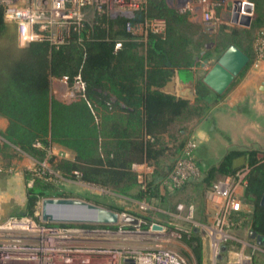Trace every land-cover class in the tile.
<instances>
[{"label": "trees", "instance_id": "1", "mask_svg": "<svg viewBox=\"0 0 264 264\" xmlns=\"http://www.w3.org/2000/svg\"><path fill=\"white\" fill-rule=\"evenodd\" d=\"M256 2V11L261 16L262 2ZM4 13L5 7L0 3V116L9 123L3 133L6 142L0 143V149L12 145L40 161L48 159L66 178L77 177L136 200L157 199L158 206L170 212L176 208L174 198L189 186L190 199L201 202L203 192L219 181L220 175L234 174L238 170L233 168L234 159L245 155L250 172L244 197L254 207L249 230L264 236L261 203L264 159L258 157L260 151H230L219 163L207 168H202L196 159L202 171L199 178L180 186L167 185L165 193L161 191L192 138V121L200 118L209 102L223 97L203 80L196 82V96L192 100L166 90L176 68L191 67L196 61L198 47L190 34L195 25L185 14L170 6L168 0H149L146 9L136 13L134 21L165 18V34H150L144 41L126 31L125 17L98 15L80 30H72L64 44L55 46L40 41L21 46L17 24L6 22ZM237 33L221 35L216 48L204 58L217 61L230 45L236 44L251 57L243 73L252 63L254 47L244 48ZM118 42L122 43L120 47ZM77 76L84 81L85 90L75 91V96L68 101L57 98L54 81L67 78L74 86ZM201 103L206 106H200ZM53 144L74 151L75 160L48 156ZM143 161L156 165L145 188L130 171L133 163ZM25 176L27 184L32 182L27 186L25 215L34 216L38 202L46 197H74L56 176L40 166ZM83 199L118 212L126 211L89 196ZM136 215L148 222L146 227L158 222L156 216H164L167 223L162 213L150 211ZM249 218L245 212L234 213L239 228ZM255 264H264V260L258 259Z\"/></svg>", "mask_w": 264, "mask_h": 264}, {"label": "built area", "instance_id": "2", "mask_svg": "<svg viewBox=\"0 0 264 264\" xmlns=\"http://www.w3.org/2000/svg\"><path fill=\"white\" fill-rule=\"evenodd\" d=\"M174 1L184 10L192 7L202 10L203 19L206 20L207 17L210 21L212 20L209 16V0ZM148 2L149 0H0L5 11L9 9L14 12L27 10L36 21L23 41L20 37L19 24L17 21H12L17 24L18 42L21 46L40 41H48L55 46L64 44L72 30H80L98 15L112 18L125 17L126 31L139 36L144 41L150 34H165L167 30L165 18L146 17L143 21H134L136 13L146 9ZM247 3L252 2L243 0L240 13L252 14L244 10ZM18 19H23V17ZM213 23L215 22H212V25H215ZM254 40L253 62L254 66H258L264 62V27L258 31ZM121 45V42L117 43V47ZM57 80L67 87L63 98L69 96L70 100L75 96V91L85 90V83L81 76L75 78L73 87L70 86L67 78L55 81ZM71 88L74 90H70ZM59 92H63L62 89ZM2 142L6 140L0 135V143ZM197 146L195 139L187 142L182 156L178 158L165 180L167 185L180 186L202 175L195 157ZM133 166L140 169L144 168L145 164H134ZM147 166L152 172L153 167ZM75 173L79 174L77 171ZM247 173V167L239 168L234 174L219 179L208 191L206 201L207 208L211 209L212 221L210 225L201 223L200 229L206 230L210 236L213 264H219L224 259L223 252L226 251L228 243L233 241H239L243 243V246L239 252H235L234 256H228L227 264H253L252 256L246 254L245 247L246 244L251 245L250 242L257 243L250 238L247 243L239 240L231 231L233 226L238 225L235 222L234 213L243 212L242 197L243 189L247 184ZM146 181L142 180L144 188ZM179 208H182V205H179ZM189 211L192 216L193 205L190 206ZM153 224L159 223L154 222ZM153 224L149 231L150 234L155 236L167 234L164 225L161 229H154ZM93 225L96 226L45 222L41 214L11 217L0 223V264H189L178 251L162 244L141 250L132 246H93L91 244L108 242L118 234L128 233L134 235L133 238H135L141 233L140 230H136L139 226L135 225L125 229L120 226L118 230H114L112 225L104 227L98 224ZM223 247L225 250L222 249Z\"/></svg>", "mask_w": 264, "mask_h": 264}, {"label": "rangeland", "instance_id": "3", "mask_svg": "<svg viewBox=\"0 0 264 264\" xmlns=\"http://www.w3.org/2000/svg\"><path fill=\"white\" fill-rule=\"evenodd\" d=\"M234 1L236 0H209V16L212 18V20L210 21L207 17L206 20L203 19L202 10H197V8L195 7H192L191 9L186 8L184 10V8H181L174 0H168L170 6L176 8L179 13L185 14L188 18V21H191L195 25L192 26L190 34L193 39L194 45L198 47V50L196 51V61L194 63L196 82L203 80V77L207 73L209 68L216 62L215 61L214 63H212V59H209L212 64H206V70L200 71V61L205 59L204 55L207 52L216 48V44L218 43L221 35L225 33L232 34L234 31H237V34L239 35L244 48L249 49L250 47V49H253L256 34L262 27H264V0H261L263 5V9L260 13L261 16L258 15V12L256 11V0H253L255 3L250 1L254 4V11L252 13V22L250 26H243L241 24L232 22L233 5H230V3H234ZM212 22H215L213 23L215 25H212ZM251 65L254 67V62H252ZM185 74L186 71H183V77L185 76ZM242 78L243 77L239 79L238 83H240ZM53 86L54 94L57 98L65 101L69 100V96L64 98L62 97L67 92V87L65 85L58 82L57 80L55 81ZM70 86L73 85L70 84ZM60 89H62L63 92H59ZM70 90L73 91L74 89L71 88ZM196 122L197 119L194 118L190 126L191 131L192 129H194V125ZM190 139L194 138L192 137ZM10 150L8 149L7 151H3V153H1L2 157L0 158V223L7 221L11 217L22 216L27 213V186H29L31 182L27 184L25 174L30 170L35 171L37 167L40 166L49 174L56 176L59 179L61 185H63L67 189V191H70V193L74 197L83 199L86 196H89L95 200L97 199L103 202L106 205L124 208L126 211L119 212L122 215H145L150 213V211H153L156 213H162L167 217V223L164 222V216L155 217V220L158 221L155 223H159L166 227L167 234H164L162 236H155L153 234H150L149 231L151 229V224L146 227L148 222H145L144 219L135 215L142 221L140 222L139 228H136V230H140L141 233H139L135 238H133L134 235L128 233L122 235L118 234L116 236H113V239L109 240L108 242L102 241L96 243L97 245H91H114L119 247L132 246L141 250L143 248L153 247L156 244H162L178 251L187 259L189 264H213L212 251L210 247V236L206 230L200 229L201 223L207 225L211 224V209L207 208V216L200 217V210H198L197 202L190 199L191 186L187 187L186 190L181 191L174 198V200L176 201L175 211L169 212L158 206L157 199H153L150 202L146 199L136 200L130 196L115 192L112 188H104L99 185L89 184L77 177L66 178L54 168L53 164L48 162V159L45 158L44 160L40 161L37 157L31 156L24 151H18L17 148L14 147H12L11 151ZM214 152H217V154L214 156V161L217 164L223 158V152L225 151ZM50 155L54 156L55 154L50 153L49 149L48 156ZM258 157L264 159V150L260 151ZM151 164V162H148L147 164H145L144 168L140 169H136L134 168V166H131L130 168V171L136 175L137 181L141 185L142 180H147V178H149L155 172L154 171L151 173L149 171L147 165ZM242 167L248 168V176L250 167L247 164V159ZM222 176L223 175H220L218 177V180L221 179ZM247 176L246 181L248 184ZM247 184L243 189L242 204L247 205L245 213L247 215H250L249 221L243 228H239L238 225H235L231 229L232 234L236 238H238L239 240H243L246 243L249 240L247 230L250 229V222L254 210L253 204L247 201L244 197ZM179 205H182V208H179ZM191 205L194 206V212L192 216L190 215L189 211ZM34 212L35 215L41 214V201L38 202L37 206L34 209ZM125 225L128 224L121 222L112 226H118L117 228H113L114 230H118L120 226H122L123 229L127 228V226ZM154 239H156V241ZM242 244L243 243L239 241L228 243V245L226 246V251L223 252L224 259H222L219 264H227L228 256H234L235 252H239V250L243 246ZM250 244L251 245L246 244L245 251L246 254H251L252 263L255 264V261H258V259L264 260L263 246L255 244L253 242H250Z\"/></svg>", "mask_w": 264, "mask_h": 264}, {"label": "crops", "instance_id": "4", "mask_svg": "<svg viewBox=\"0 0 264 264\" xmlns=\"http://www.w3.org/2000/svg\"><path fill=\"white\" fill-rule=\"evenodd\" d=\"M211 59L212 63L216 61L215 58ZM204 60L200 61V71L207 68L206 64L208 63H205ZM209 63H211L210 60ZM249 67L222 94L221 100L212 101L207 104L206 110L197 119L194 129H192V137L198 144L195 150V157L201 163L202 168L216 164L214 156L217 152L214 151H225L223 152L224 157L230 151L264 150V62H261L258 66L253 67L251 65ZM183 71H186L184 77ZM192 77L195 79L194 91L191 90ZM241 77L243 78L238 83ZM195 85L196 75L194 65L191 67H181L174 70V77L167 85L166 90L177 96L192 100L196 96ZM192 92L193 95L190 96ZM200 106L206 105L201 103ZM8 124V120L0 116V135L3 136ZM11 146L0 149V158L3 151L12 150L14 146ZM50 153L55 154L54 156L56 157L61 156L60 158L72 161L76 157L74 151L58 144L52 145ZM147 163V161L135 162L132 166L134 164ZM150 166L153 167L152 172H154L156 165L152 163ZM166 187L167 184L164 182L161 186L162 193H165ZM209 190L210 188H207L203 192V197L200 199L201 202H197L200 217L207 216L208 214L206 200ZM200 203H202V206ZM246 209L247 205H243V212H246ZM248 233L249 229L247 230Z\"/></svg>", "mask_w": 264, "mask_h": 264}, {"label": "water", "instance_id": "5", "mask_svg": "<svg viewBox=\"0 0 264 264\" xmlns=\"http://www.w3.org/2000/svg\"><path fill=\"white\" fill-rule=\"evenodd\" d=\"M243 0H236L233 5L232 22L243 26H250L252 14L240 13ZM254 4L247 3L244 10L253 13ZM251 57L236 44L230 45L209 68L203 77V82L215 93L224 94L234 83L236 78L250 63ZM205 63L209 60L205 59ZM194 77L191 78V90L194 91ZM193 92L190 93V96ZM246 162V156L234 159L233 168L238 169ZM264 206V196L261 201ZM41 218L45 222L67 224H98L116 225L119 223L140 225V219L131 214H120L118 211L96 204L78 197H46L41 202ZM154 229H161L162 225L153 224ZM248 237L259 245H264V236L255 230H249ZM225 250V247L222 248Z\"/></svg>", "mask_w": 264, "mask_h": 264}, {"label": "clouds", "instance_id": "6", "mask_svg": "<svg viewBox=\"0 0 264 264\" xmlns=\"http://www.w3.org/2000/svg\"><path fill=\"white\" fill-rule=\"evenodd\" d=\"M21 17H23V19H18ZM4 18L6 22L17 21V23L19 24L20 37L22 41L25 36L29 35L32 24L36 22L35 19H33L28 14L27 10H17L14 12L9 9L5 11Z\"/></svg>", "mask_w": 264, "mask_h": 264}, {"label": "flooded vegetation", "instance_id": "7", "mask_svg": "<svg viewBox=\"0 0 264 264\" xmlns=\"http://www.w3.org/2000/svg\"><path fill=\"white\" fill-rule=\"evenodd\" d=\"M206 59H208V58H206ZM209 60V59H208ZM205 61V60H204ZM209 63V62H208ZM195 87H196V85H195Z\"/></svg>", "mask_w": 264, "mask_h": 264}]
</instances>
